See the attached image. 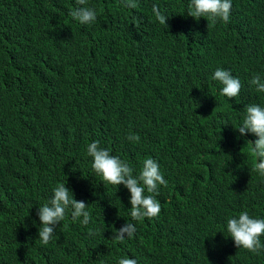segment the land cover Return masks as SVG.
Segmentation results:
<instances>
[{"label":"trees","instance_id":"trees-1","mask_svg":"<svg viewBox=\"0 0 264 264\" xmlns=\"http://www.w3.org/2000/svg\"><path fill=\"white\" fill-rule=\"evenodd\" d=\"M136 3L87 0L97 19L80 24L76 0H0V264H264V250L237 248L226 230L242 211L264 219L257 137L237 130L246 104L264 107L249 84L264 79V0H232L228 23L194 19L189 0ZM218 68L239 78L237 97L220 95ZM93 141L134 175L158 162L168 184L157 217L131 219L128 189L91 167ZM58 183L91 220L69 210L44 245L38 208ZM126 222L135 236L112 239Z\"/></svg>","mask_w":264,"mask_h":264},{"label":"clouds","instance_id":"clouds-1","mask_svg":"<svg viewBox=\"0 0 264 264\" xmlns=\"http://www.w3.org/2000/svg\"><path fill=\"white\" fill-rule=\"evenodd\" d=\"M76 3L82 5L70 12L76 21L80 24H92L96 21V10L87 6V0H76ZM121 4L131 9L138 6L136 0H121ZM231 9L232 0H189L188 3L189 16L196 20L203 17L212 23H228L231 18ZM152 12L160 24L168 27L166 23L168 17L159 10L157 5H153ZM212 79L222 85L220 95L235 98L240 94L241 82L229 70L216 69ZM249 84L255 86L257 92L264 93V79L259 74L253 75ZM243 110L242 124L237 127V130L242 136L252 133L257 137L249 142L252 145L251 152L257 160L252 171L264 177V107L259 104H246ZM127 139L139 143L140 136L130 133ZM87 155L92 158V169L102 177L104 182L114 186L122 184L128 189L130 216L133 221L152 219L159 215L161 211V204L157 200L159 186L167 187L168 181L161 173L156 160L145 159L139 173L134 175L133 168L126 161L111 155L108 149L101 148L99 141H93L87 145ZM87 209L88 204L82 200H76L72 190L66 187V183H58L53 188L51 199L38 208L37 215L40 221L38 239L42 244L47 245L54 235L55 226L65 219L69 210L73 222L79 220L82 225H88L91 214ZM226 230L237 248H244L253 254H260L264 250V242L261 241V236H264V219L254 218L247 211H242L238 217L227 220ZM135 233L136 225L126 222L119 229H115L112 239L123 243L125 239L133 238ZM95 234L89 231V235ZM117 264H138V262L134 258L122 257Z\"/></svg>","mask_w":264,"mask_h":264}]
</instances>
